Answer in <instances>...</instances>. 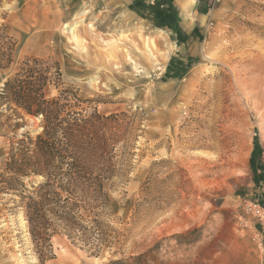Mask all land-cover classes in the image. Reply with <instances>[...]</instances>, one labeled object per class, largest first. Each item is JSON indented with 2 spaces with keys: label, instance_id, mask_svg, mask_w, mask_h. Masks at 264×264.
Wrapping results in <instances>:
<instances>
[{
  "label": "rangeland",
  "instance_id": "obj_1",
  "mask_svg": "<svg viewBox=\"0 0 264 264\" xmlns=\"http://www.w3.org/2000/svg\"><path fill=\"white\" fill-rule=\"evenodd\" d=\"M152 1L0 0V94L26 61L57 65L48 97L70 89L85 113L117 117L118 172L103 218L112 243L95 253L59 234L41 260L1 182L13 138L41 132L40 119L1 127L0 107V264H264L244 211L264 204V0Z\"/></svg>",
  "mask_w": 264,
  "mask_h": 264
},
{
  "label": "trees",
  "instance_id": "obj_2",
  "mask_svg": "<svg viewBox=\"0 0 264 264\" xmlns=\"http://www.w3.org/2000/svg\"><path fill=\"white\" fill-rule=\"evenodd\" d=\"M60 84L57 65L32 59L7 79L0 94V107L10 114L1 127L16 131L25 125L26 117L40 119L41 132L13 138L7 177L1 175V182L3 190L20 199L31 238L44 261L59 234L95 253L112 243L111 228L103 218L114 213L110 182L118 172L109 124L117 117L85 113L83 101L70 89L48 97L49 86ZM32 177L41 181L29 188L24 180Z\"/></svg>",
  "mask_w": 264,
  "mask_h": 264
},
{
  "label": "built area",
  "instance_id": "obj_3",
  "mask_svg": "<svg viewBox=\"0 0 264 264\" xmlns=\"http://www.w3.org/2000/svg\"><path fill=\"white\" fill-rule=\"evenodd\" d=\"M260 161L264 167V148L261 151ZM244 211L247 214H251L258 220V225L264 234V205H261L258 202L246 203Z\"/></svg>",
  "mask_w": 264,
  "mask_h": 264
},
{
  "label": "crops",
  "instance_id": "obj_4",
  "mask_svg": "<svg viewBox=\"0 0 264 264\" xmlns=\"http://www.w3.org/2000/svg\"><path fill=\"white\" fill-rule=\"evenodd\" d=\"M155 3H158L159 5H161V8L169 7V6L165 5L164 2H161V0H153L151 2L152 5H155ZM261 151H262V149H261ZM254 160H255V158H254ZM254 179H255L256 183L260 187H262L261 188V190L263 192V195H262L263 198L262 199L264 201V167L263 166H261V168H258L257 166L254 167Z\"/></svg>",
  "mask_w": 264,
  "mask_h": 264
},
{
  "label": "bare ground",
  "instance_id": "obj_5",
  "mask_svg": "<svg viewBox=\"0 0 264 264\" xmlns=\"http://www.w3.org/2000/svg\"><path fill=\"white\" fill-rule=\"evenodd\" d=\"M188 1H189V0H188ZM192 2H195V0H191V4H192ZM188 3H189V2H188ZM184 5H185V4H184ZM86 13H87V12H86ZM86 13H85V14H86ZM76 24H77V23H76ZM66 27H70V25L67 24ZM74 35L76 36V34H74ZM152 45H153V44H152ZM150 47H151V46H150ZM153 48H154V47H153ZM147 49H148L149 52L151 53L152 50L149 49V46H148V45H147ZM150 56H151V55H150ZM150 56H149V57H150Z\"/></svg>",
  "mask_w": 264,
  "mask_h": 264
}]
</instances>
